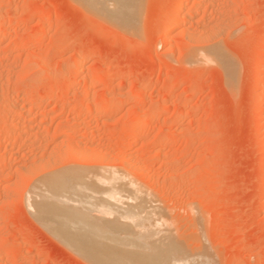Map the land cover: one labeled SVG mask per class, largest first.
I'll return each mask as SVG.
<instances>
[{
	"label": "rangeland",
	"instance_id": "obj_1",
	"mask_svg": "<svg viewBox=\"0 0 264 264\" xmlns=\"http://www.w3.org/2000/svg\"><path fill=\"white\" fill-rule=\"evenodd\" d=\"M129 1L0 0V264H264V0Z\"/></svg>",
	"mask_w": 264,
	"mask_h": 264
},
{
	"label": "bare ground",
	"instance_id": "obj_2",
	"mask_svg": "<svg viewBox=\"0 0 264 264\" xmlns=\"http://www.w3.org/2000/svg\"><path fill=\"white\" fill-rule=\"evenodd\" d=\"M77 1H79V0H77ZM90 1H93V7H94V8H95V6H96L99 2H100V3H102V1H106L105 3L109 2V1H107V0H102V1L97 0V1H99V2H97V1L95 2V0H90ZM114 1H116V0H114ZM114 1H112V3H111V5L114 3L115 6L112 5V7H114V8L118 6V5H117V2L119 3V5H121V3L123 4V2H121L122 0H121V1H120V0H117L116 2H114ZM119 1H120L121 3H120ZM123 1L125 2V4H127V1H128V0H126V1L123 0ZM133 1H136V0H133ZM82 2H84V4H87V5H85V6H88V7H90V9H91V8L93 9V7H91L92 2H89L88 0H87V1L82 0ZM94 2H95L96 4H94ZM129 2H130V1H129ZM131 2H132V0H131ZM131 2H130V4H131ZM138 2H140V1H138ZM76 3H77V2H76ZM88 3H89V4H88ZM100 3H99V4H100ZM103 4H104V3H103ZM107 4H108V6H110V5H109L110 3H107ZM107 4H106V6H107ZM125 4H124V5H125ZM130 4H129V8L131 9V7L134 6L135 2H133V4L131 5V7H130ZM81 5H82V3H81ZM94 5H95V6H94ZM104 5H105V4H104ZM127 5H128V4H127ZM127 5H125V8H126V11L129 13V10L127 9L128 7H126ZM136 5H137V4H136ZM106 6H105L104 8H106V11L110 10V12H109V11H108V12H109V15L111 16V15L114 13V12H113V13L111 14V10H114V8L112 9V7H111V8H108V10H107V7H108V6H107V7H106ZM138 6H140V5H138ZM99 7H102V4H101V6H98V7L96 6L95 10H97V11L99 10L98 12L96 11V13H99V12L102 10V8H101V9H98ZM119 7H120V6H119ZM123 7H124V6L122 5V8H120V9L123 10ZM136 7H137V6H136ZM125 8H124V9H125ZM132 8H133L132 11H133L134 16H130V17H128V15H131L132 13H129V14L127 15V12L124 10V12L126 13V16H125V15L122 16V22H124L123 25L125 24V20H124V19H125L126 17H128V18H126V19H127V20H130V22H131V18L133 17V18H132V20H133L132 22H133V23H136V21H134V20H135L134 17H135V15H136L137 13H139V12H135V13H134V11H136L137 8H136V9H134L135 7H132ZM179 8H180V7H179ZM92 9H91V11H94V9H93V10H92ZM115 10H117V8H115ZM130 11H131V10H130ZM132 11H131V12H132ZM137 11H138V10H137ZM94 12H95V11H94ZM104 12H105V9H103V12H102V11L100 12V13L102 14V15H101L102 17H103V15H105V13H108V12H105V13H104ZM122 12H123V11H121V13H122ZM124 12H123V13H124ZM100 13H99V14H100ZM103 13H104V14H103ZM116 13H117V12H116ZM116 13H115V14H116ZM118 13H120V11H118ZM125 13H124V14H125ZM90 14H91V13H90ZM115 14H113V15H115ZM133 14H132V15H133ZM113 15H112V16H113ZM119 15H120V14H119ZM121 15H122V14H121ZM94 16H95V15H94ZM94 16H93V17H94ZM112 16H111V17H112ZM115 16H118V14H116ZM115 16H113V17H115ZM95 17H96V16H95ZM102 17H100V19H101ZM105 17H107V16L105 15ZM111 17H110V19L113 18V17H112V18H111ZM120 17H121V16H120ZM123 17H125V18H123ZM137 17H138V16H136V18H137ZM103 18H104V17H103ZM107 18H109V17H107ZM118 18H119V16H118ZM98 19H99V17H98ZM116 19H117V18H116ZM113 20H114V18H113ZM113 20H111V21H113ZM119 20H120L119 23H121V19H119ZM119 20H118V21H119ZM105 21H106V23H107L109 20H108V21L105 20ZM118 21L116 20V21H115V24H117ZM127 22H129V21H126V23H127ZM111 23H112V22H111ZM111 23H108V24H111ZM18 24H19V23H18ZM112 25H113V24H112ZM128 25H129V23H128ZM132 25H133V24H132ZM124 26H125V25H124ZM174 27H175V24H174V25H171V26L169 27V30H172ZM174 29H175V28H174ZM125 30H127V29H125ZM131 31H132V28H131ZM129 32H130V30H129ZM129 32H128V33H129ZM210 57H211V56H210ZM97 79H99V78H97ZM35 107H37V105H36ZM88 162H89V163H88L87 165H89V167H90L91 165H93L94 160L91 158ZM86 167H87V166H86ZM98 180H99V183L102 181V179H100V178H99ZM98 180H97V181H98ZM97 181H96V182H97ZM97 183H98V182H97ZM51 187L54 188V189H56V190L63 188V187H61V186H59V185H51ZM75 187H76V186H75ZM112 189H113L114 192L116 191V193H117L118 190H119V192H120V193L118 192V195L115 193L119 198H117V197H113V196H115L114 193H113L114 195L111 196L115 202H112V201H111L112 199H111V197H110L109 202H110V204H112V205H110V204H108V205H107V204H104V202H105V203H106V202L109 203V202H108V201H105V197H106V196L102 195V193H101V194L99 193L100 195H99V194L97 195L98 192H97V193L94 192V194H96V196H93L92 193H91V195L93 196V198L95 197L96 199H98L97 197H99L98 202H99L100 204H103V205H105V206L108 207V208L110 207V209H111V206H112L111 212H112L113 209H114V210H113V212L111 213V216H112V214H113V217H114V218H115L116 216H118V215L121 217L122 215H124V214H122V212H123V213H125V215H126V216H124L123 219H125V217H130L131 220H134V221H135V218H136L137 220H143V218H144V220L146 219V216H145L146 213L144 212V210H143L140 206H138V205H129V206L127 207L126 204H125L126 206H125L124 204H123L124 206H123L122 204H120V203H122V201L120 202V199H121V198H120L121 190H120L118 187L113 186V187H111V188L109 189V191L112 190ZM114 189H118V190H114ZM43 190H44V189H43ZM43 190H41V191L43 192ZM106 190H107V189H106ZM45 191H46L47 193H53V192H51V191L48 192L49 190H45ZM45 191H44V192H45ZM107 191H108V190H107ZM47 193H46V194H47ZM74 193H75V191H74ZM87 193H88V192H87ZM87 193H86V194H83V193H82L81 196L78 195L77 197H80V198L82 199V201H81L80 199H78V198H77V201H79V202L81 201V202H84V203H85V201H87V204H86L87 206L89 205L88 203L91 201V202H90V203H91V206L93 205V207H94V204H92V200H88L89 197L87 196ZM107 193H108V192H107ZM109 193H111V191H110ZM109 193H108V194H109ZM75 194H76V193H75ZM76 195H77V194H76ZM89 195H90V194H89ZM91 195H90V196H91ZM101 195L104 197V202H103V200H101L102 203L100 202V199H101V198L103 199V197H102ZM61 196L64 197L63 195H61ZM121 197H123V196L121 195ZM83 198H85V201L83 200ZM90 198H91V197H90ZM93 198H92V199H93ZM107 198H108V196H107ZM71 199L74 200V197H72ZM86 199H87V200H86ZM96 199H94L93 201H94V202L97 201ZM122 199H123V198H122ZM107 200H108V199H107ZM81 202H80V203H81ZM99 203H98V204H99ZM96 204H97V202H96ZM98 204H97V206L95 205V207H96V209H97V208H99V210L101 209V212H102V209H104L105 206H104V208H100V207H102V206H101V205L99 206ZM113 206H114V207H113ZM97 210H98V209H97ZM105 210H107V209H105ZM105 210H103V212H105ZM121 210H123V211L121 212ZM109 211H110V210H107L108 213H109ZM118 212H119L120 214H117ZM143 212H144V213H143ZM114 214H115L116 216H115ZM107 215H108V214H107ZM127 215H128V216H127ZM139 215H141V216L144 215V216H142V217H143V218H142V217L139 216ZM131 216H132V217H131ZM135 216H136V217H135ZM122 217H123V216H122ZM122 217H121V218H122ZM133 217H134V219H132ZM139 217H140V218H139ZM138 218H139V219H138ZM137 220H136V221H137ZM129 236H130V237H129ZM129 236H128V238H131V237H132L131 235H129ZM133 237H134V239H136V240L138 239V241L144 242V246H145V245H146V246L148 245L147 241H143L144 239H143L142 237H140V239H139V238H136V236H133ZM126 239H127V238H126ZM74 240H75V239H66V240H64V242L66 241L67 244H68L69 246H70V245L73 246V245H74ZM130 240H131V239H130ZM121 241H122V240H121ZM121 241H120V242H121ZM124 241H125V240H124ZM124 241H123V242H124ZM66 242H65V244H66ZM126 242H127V241H126ZM141 242H139V243L141 244ZM127 243H129V242H127ZM125 244H126V243H125ZM132 244H135V243H132ZM132 244H131V245H132ZM142 244H143V243H142ZM138 245H139V244H138ZM124 246H125V245H124ZM127 246H129V245H127ZM132 246H133V245H132ZM135 246H136V245H135ZM141 246H142V245H141ZM146 246H145V247H146ZM137 248H138V247H137ZM90 254H91V256H92L93 258H95V259H93V258L89 255V258H91V260H92V259H93L94 261L97 260L99 263L102 262L101 264H122V263L124 262V260H121V256H119L120 258L116 256V257L119 258L120 260L117 259L116 257H115L116 259H115V258H112V257H111L112 254H110V253H108V252H101V251H99V247H97V246H96V247H93V249L91 250ZM132 254H133V253H132ZM157 254H159V253H157ZM157 254H156V253H155V254H154V253H151L150 256L148 255L149 258H148L147 256H146L147 258L144 257V254H143V255H142V254H139V256L143 257V258H142L143 260H145V258H146V260L149 261V264H150V263L153 264L154 261L159 260V256H158ZM161 255H162V254H161ZM161 255H160V256H161ZM127 256H128V258L131 257V255H127L126 253H125V256L123 255L122 257H123V259L126 260V259H127ZM132 256H133V255H132ZM136 256H137V254H136ZM87 257H88V256H87ZM137 257H138V256H137ZM131 258H133V257H131ZM150 258H152V259H150ZM133 259H134V258H133ZM136 259H137V262L141 260V259L138 260V258H136ZM128 260H129V259H127L126 262H127ZM131 260H132V259H131ZM131 260H129L128 262H130ZM117 261H118V262H117ZM119 261H120V262L122 261V262L119 263ZM161 261H162V260H161ZM98 262H96V263L99 264ZM128 262H127V263H128ZM137 262H136V260H134V264H135V263H136V264H140V263H141V264H144V263L147 262V261H143V262H142V260H141L139 263H137ZM96 263H95V264H96ZM130 263H133V261L130 262ZM160 263H162V262H160ZM123 264H124V263H123ZM145 264H148V263H145ZM155 264H156V262H155ZM157 264H159V263H157Z\"/></svg>",
	"mask_w": 264,
	"mask_h": 264
}]
</instances>
